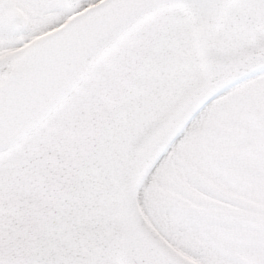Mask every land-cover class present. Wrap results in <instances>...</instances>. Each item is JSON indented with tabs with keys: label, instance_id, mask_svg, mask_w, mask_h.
Listing matches in <instances>:
<instances>
[{
	"label": "snow or ice",
	"instance_id": "1",
	"mask_svg": "<svg viewBox=\"0 0 264 264\" xmlns=\"http://www.w3.org/2000/svg\"><path fill=\"white\" fill-rule=\"evenodd\" d=\"M0 264H264V0H0Z\"/></svg>",
	"mask_w": 264,
	"mask_h": 264
}]
</instances>
